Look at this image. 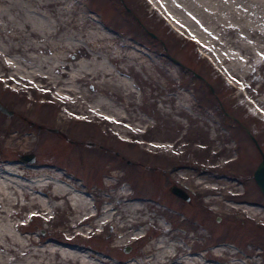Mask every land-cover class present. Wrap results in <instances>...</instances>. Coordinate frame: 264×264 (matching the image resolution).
<instances>
[{
    "label": "bare ground",
    "instance_id": "bare-ground-1",
    "mask_svg": "<svg viewBox=\"0 0 264 264\" xmlns=\"http://www.w3.org/2000/svg\"><path fill=\"white\" fill-rule=\"evenodd\" d=\"M159 2L161 12L173 28L181 35L191 36L218 63L224 77L232 80L236 96L242 97L240 104L252 106L256 114H261L257 106L264 107V0ZM88 10L85 0H0V81L7 83L10 92H19L14 104L24 119L34 109L32 104L28 105L33 98H26L24 93L35 92L50 98L43 104L52 105L51 111L45 109L36 120L46 116L54 130H65L68 123L80 122L83 129L72 133L88 130L92 146L101 134L94 131V127L104 126L102 132L112 139L123 140L126 135L135 138L154 128V124L139 113L138 107L144 84L149 87L150 105L157 104L156 70L161 68L160 61L125 34L93 18ZM253 84L256 85L252 92L258 95L254 102L246 97L247 88ZM167 106L163 111L174 123L182 124L172 113L185 114L191 121L202 119L190 113L192 103L188 93L176 97V101ZM261 116L264 117L263 112ZM4 127V133L10 132L7 138L1 139L5 145L21 142L22 147H26L39 142L34 131L31 137L26 128H19V122L9 120ZM173 131L174 126H166L160 138L152 143L154 148L173 151L175 143H162L174 138ZM100 148L104 152L109 149ZM31 163L20 160L0 165V264H118L116 259L107 263L110 257L106 254L93 255L80 247L28 235L15 215L23 210H34L35 215L52 222L55 213L61 211L72 221L70 228L93 219L91 231L111 226L116 233H121L150 218L151 215H138L147 203L121 186L100 196L104 203L98 209L95 205V213L90 203L96 195L91 196L87 187H81L82 181H75L60 166ZM108 167L113 168L114 174L105 177L102 183L116 187L121 183L115 178L116 167ZM186 168V165L181 166L180 176L190 187L196 176ZM28 172L31 177L25 176ZM222 179L230 181L226 177ZM209 189L216 190L215 187ZM231 205L251 213L264 210L250 203ZM158 226L165 233L170 232L162 221ZM83 230L81 227L77 232ZM170 238L160 237L148 246L152 254L145 260L146 264H206L205 255L199 253L174 259L178 251L184 253L188 248L169 241ZM128 240H131L129 235L119 234L117 244L129 243ZM223 250L225 248L217 246L213 252L219 254ZM230 263L236 264L235 260ZM127 264L139 263L128 261Z\"/></svg>",
    "mask_w": 264,
    "mask_h": 264
},
{
    "label": "rangeland",
    "instance_id": "rangeland-1",
    "mask_svg": "<svg viewBox=\"0 0 264 264\" xmlns=\"http://www.w3.org/2000/svg\"><path fill=\"white\" fill-rule=\"evenodd\" d=\"M85 4L93 18L125 34L160 61L161 68L156 70L157 104L150 105L149 87L144 84L138 107L154 128L135 138L126 135L121 140L105 135L104 126L94 127L101 134L92 146L88 130L72 133L83 129L80 122L68 123L65 130H54L46 116L36 120L45 109L52 110V105L43 104L50 99L47 96L25 92L26 98H33L28 105L32 104L34 109L24 119L14 104L19 92H10L7 83L0 81V104L11 111L7 114L0 110V165L16 163L20 155L32 154L31 164L57 165L67 170V175L75 181H82L81 187H87L91 196L96 195L93 201L97 209L104 203L100 201L101 195L126 186L138 200L147 203L138 215L151 216L136 228L121 233L111 226L91 231L92 221L70 228L72 221L61 211L55 213L52 222L35 215L34 210H23L15 215L16 220L22 222L28 235L80 247L93 255L106 254L110 257L107 263L116 259L118 264L128 261L146 264L145 260L152 254L148 246L165 236L185 249L190 247L193 252L204 254L206 264H231L234 260L236 264H264V210L251 213L231 205L250 203L264 208V195L253 178V171L264 156V117L261 118L264 107L256 105L261 111L256 114L252 106L240 104L242 97L236 96L232 80L224 77L218 63L191 36L181 35L173 28L161 12L159 0H85ZM255 85L246 91V97L252 101L258 97L252 92ZM184 93L190 95V113L203 120L191 121L182 113H172L182 124L167 119L168 114L163 110ZM166 97L171 98L165 101ZM9 120L19 122V128H26L31 137L34 131L39 142L26 147L21 142L5 145L1 139L10 134L4 133V124ZM168 125L175 127L174 138L162 143H175L174 150L154 148L152 143ZM101 146L109 149L104 152ZM109 165L116 167L115 178L121 180L116 187L102 183L105 177L114 174ZM182 165L196 176L190 187L180 176ZM25 176L31 177L30 172ZM172 185L187 192L189 200L173 194ZM159 221L168 226L169 233L158 226ZM81 227L83 234L77 232ZM119 234L129 235V243L117 244ZM217 246L225 250L215 254L213 249ZM187 254L188 249L184 253L178 251L174 259Z\"/></svg>",
    "mask_w": 264,
    "mask_h": 264
},
{
    "label": "water",
    "instance_id": "water-1",
    "mask_svg": "<svg viewBox=\"0 0 264 264\" xmlns=\"http://www.w3.org/2000/svg\"><path fill=\"white\" fill-rule=\"evenodd\" d=\"M0 110L7 113V114H11V111L7 110L1 104H0ZM19 158H20V160H24L27 162H34V155H32V154H23ZM253 178H254L260 192L264 195V156L263 155H262L261 161L257 164L255 170L253 171ZM170 191L173 194H175L176 196H178L184 200H189V195L187 194V192H185L182 188H180L177 185H172L170 187ZM124 251H127V249H124Z\"/></svg>",
    "mask_w": 264,
    "mask_h": 264
}]
</instances>
